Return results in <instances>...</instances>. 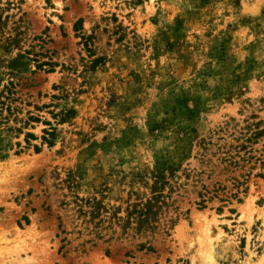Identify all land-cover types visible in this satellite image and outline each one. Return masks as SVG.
I'll list each match as a JSON object with an SVG mask.
<instances>
[{"label":"rangeland","instance_id":"rangeland-1","mask_svg":"<svg viewBox=\"0 0 264 264\" xmlns=\"http://www.w3.org/2000/svg\"><path fill=\"white\" fill-rule=\"evenodd\" d=\"M258 122L264 0H0V264H264Z\"/></svg>","mask_w":264,"mask_h":264},{"label":"trees","instance_id":"trees-1","mask_svg":"<svg viewBox=\"0 0 264 264\" xmlns=\"http://www.w3.org/2000/svg\"><path fill=\"white\" fill-rule=\"evenodd\" d=\"M74 110H71V111H68L66 113V117H69L71 115H74ZM46 135H48V137H51L52 136V133H45ZM28 137H32V136H28ZM244 140L242 139V144H239L237 145L236 147L232 148L230 147L229 150H227L224 155L225 157L227 158L226 161H232L235 159V157H238V159L240 160V162L244 163L246 160H245V157L246 155H249V152H245L247 150L245 144H249L251 143L252 141H257L259 140L260 138L264 137V129H261V123L258 122L255 124L254 126V131L251 132V134H249V136L246 138V136H244ZM45 142H47L46 139H44ZM232 152H234L235 154L232 155ZM244 152V155H241L240 153ZM248 160H251V158L249 157ZM235 166L238 165V163H235L234 164ZM205 201H201L200 203V208L204 209L205 207Z\"/></svg>","mask_w":264,"mask_h":264}]
</instances>
